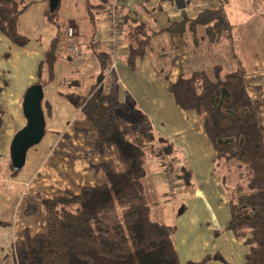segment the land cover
Masks as SVG:
<instances>
[{
  "label": "rangeland",
  "instance_id": "rangeland-1",
  "mask_svg": "<svg viewBox=\"0 0 264 264\" xmlns=\"http://www.w3.org/2000/svg\"><path fill=\"white\" fill-rule=\"evenodd\" d=\"M25 2L30 5L20 17L18 30L28 36V44L18 46L0 31V105L4 107L0 110V264H14V247L21 241L25 228L32 233L46 230L40 195L52 196L65 188L66 179L71 178V164L75 165L79 158L78 151H83V158L95 164L94 152L77 145L78 137L84 140L93 137L82 129L77 130L88 120L81 115L75 117L77 109L65 96L71 92L88 94L94 84H100L106 100L115 97L120 89L125 91L122 87L129 89L154 120L156 139L144 157L145 191L151 218L175 225L173 240L181 264L189 259L201 260L206 255L214 256L209 264H241L249 245L245 238L237 237L228 228L231 212L230 196L222 181L225 166L214 164V149L201 116L195 110L178 106L168 89L169 83L181 74L189 76L195 70H211L216 64L222 65L224 72L234 70L237 63L231 39L220 43L210 41L202 24L196 33L188 26L183 34L163 31L151 39L144 56L133 66L125 57H115V68L103 78L95 48L88 43L101 39L102 46L107 47L104 39L110 23L106 11H96L92 19L86 0H60L56 16L52 17L44 12L48 11L49 0ZM114 3L121 8L120 2L114 0ZM216 4L209 1V6ZM154 6L155 9L142 14L154 28H159L161 25L155 17L158 5ZM190 11L188 6L187 13L193 15ZM118 14L124 16L125 12L120 10ZM240 18L232 15L236 33ZM70 23L75 26L72 25L74 32L76 29L73 41L79 46L76 55L64 50L69 42ZM56 37L59 46L54 77L42 83L46 133L29 149L25 165L14 170L10 146L17 131L26 124L24 95L38 80L39 64L45 57L42 53L45 54ZM18 108L21 116L15 115ZM140 116L134 112L130 117L137 121ZM68 128L75 133L63 137ZM96 141L97 137L93 146ZM67 162L71 164L66 171ZM44 171L48 172L47 187L41 183ZM78 172L81 179L70 187L74 190L82 185L106 182L104 173L97 167ZM30 203H38L39 209L26 215Z\"/></svg>",
  "mask_w": 264,
  "mask_h": 264
},
{
  "label": "trees",
  "instance_id": "trees-1",
  "mask_svg": "<svg viewBox=\"0 0 264 264\" xmlns=\"http://www.w3.org/2000/svg\"><path fill=\"white\" fill-rule=\"evenodd\" d=\"M86 1L92 19L96 11L109 15L114 4V0ZM173 2L158 0L159 5ZM219 2L195 17L185 16L159 30L130 14L122 16L128 63L133 66L144 56L158 32L183 34L187 26L196 33L198 25H204L214 43L227 38L233 42L227 0ZM29 5L25 0H0V31L18 46L29 42L18 30L20 17ZM57 7L51 11L49 6L44 12L55 17ZM57 41V37L53 39L40 61L35 83L44 84L54 77ZM93 46L104 78L113 56L100 39ZM234 57L237 64L232 71L224 72L222 65L216 64L211 70L181 74L168 89L178 106L201 116L214 149V164L225 166L222 181L230 196L231 212L228 228L249 245L241 264H264V126L246 87L247 68L238 55ZM65 96L97 133L94 149L104 158L98 168L107 182L84 185L77 191L64 189L58 195H40L46 230L34 235L24 231L14 247V264H181L173 240L175 225L153 220L150 215L144 157L156 134L149 117L142 114L133 120L130 105L104 99L98 84L88 94L71 92ZM48 107L51 114L50 104ZM38 209V203H30L25 214L32 215ZM213 257L189 259L186 264H209Z\"/></svg>",
  "mask_w": 264,
  "mask_h": 264
},
{
  "label": "crops",
  "instance_id": "crops-1",
  "mask_svg": "<svg viewBox=\"0 0 264 264\" xmlns=\"http://www.w3.org/2000/svg\"><path fill=\"white\" fill-rule=\"evenodd\" d=\"M117 1L120 2V6H121V8L119 9L125 12L124 16L127 14H130L138 19L144 20L153 29H156V30L166 28L174 20L178 21L184 18L185 16L195 17L199 11L207 7H214V6H209L210 0H174L173 3H163L161 5H159L158 2L156 3V0H155L154 4L158 5V9L156 10L157 13L155 15L156 22L160 24L161 26L159 28H154L147 20H145L146 18L142 14V13H145L146 15L147 12L151 8L155 9V6L153 4L154 0H117ZM214 2L217 3L215 6H218L220 4L219 0H214ZM147 4L149 5V7L146 6ZM188 6H190L191 8L190 12H194L193 15H190L187 13ZM225 7L227 10L229 19L232 25L234 26L233 30L235 32V34H233L234 32L232 33L233 42H231L232 49H233V55L234 54L238 55L241 58V60L244 63H246L245 65L247 68L246 87H247V90L254 104L256 105L260 121L264 126V0H227ZM158 11H161V12H158ZM232 15H235L236 17H241L240 19H238L239 22L237 26L238 28L237 33L235 31L236 25L231 20ZM69 25L74 26V24L72 23H70ZM75 32H76V29H75ZM162 32H158V35L159 33H162ZM234 36H235V39H234ZM120 40L121 42L119 45L118 57L126 58L127 57L126 56L127 42H126L124 29L120 36ZM88 44L90 47L93 46V43H88ZM66 52H70V51H66ZM42 55H45V54L42 53ZM235 68H236V64H235ZM98 86H100V84ZM122 88H124L125 91H123V89H120L119 93L116 94L115 97H112L110 99H117L118 101L122 103H128L131 107L130 116L134 112H139L141 115L142 114L147 115L149 119L151 120V125L154 130V120L152 119L150 114L147 112V110L143 108L137 102L134 95L131 94V92H129V89L125 87H122ZM69 102L73 104L70 100ZM0 107L2 106L0 105ZM74 107L76 108L75 105ZM2 108L4 109V107ZM16 114L18 116H21V111L19 110V108H18L17 113L15 111V115ZM79 116H80L79 110L77 109V113L75 117L78 118ZM88 122L84 121L82 126L77 127V130L82 129L83 132L87 133V135L92 134L93 137L92 139H89V140L88 139L84 140L82 137H78L79 142L77 143V145L87 146L86 149H88V151L94 152L93 159L95 161V164H92L88 160H85L83 158V151L81 152V150H79L78 151L79 158L76 160L75 165H72L70 162H67L66 164V171L69 169V163L71 164V169H69L71 178L66 179L67 185L65 186V188L62 189V191L64 189L74 190L70 187L73 185H77V183L81 179L79 176H77V174L79 173L78 170L83 169L84 171H87L89 169H92V167L98 168V165L104 160V158L100 154L95 153L96 150L94 149L93 142L95 141L97 137V133L93 129L92 124ZM70 133L72 134L75 133V130L74 132H71L70 128H68L66 132L64 133L63 137L70 135ZM78 133L81 134L80 132ZM83 136H86V135L83 134ZM104 174L103 176L106 178V182H107V177ZM41 183L45 187L48 186V172L47 171H44L42 175ZM103 183H100V184H103ZM95 185H98V184H95ZM77 190H74V191H77ZM61 192H59L58 194H60ZM58 194H55V195H58ZM26 229L30 230L29 228H25L24 231ZM31 234L34 235L38 233L31 232Z\"/></svg>",
  "mask_w": 264,
  "mask_h": 264
},
{
  "label": "water",
  "instance_id": "water-1",
  "mask_svg": "<svg viewBox=\"0 0 264 264\" xmlns=\"http://www.w3.org/2000/svg\"><path fill=\"white\" fill-rule=\"evenodd\" d=\"M59 1L49 0L51 11L56 9ZM43 98L44 90L40 83L30 85L25 92L23 113L26 124L17 131L10 146L12 165L15 170H19L25 165L29 149L39 143L45 135L46 119L42 107Z\"/></svg>",
  "mask_w": 264,
  "mask_h": 264
},
{
  "label": "built area",
  "instance_id": "built-area-1",
  "mask_svg": "<svg viewBox=\"0 0 264 264\" xmlns=\"http://www.w3.org/2000/svg\"><path fill=\"white\" fill-rule=\"evenodd\" d=\"M108 21L110 23V29L108 36L104 39L105 45L110 50L111 55L113 56V60L119 54V45H120V36L122 34V16L118 14L117 5L114 3L110 9V14L108 15ZM67 36L69 39L68 46L65 47L66 51H70L73 54H78L79 46L73 41L76 39V32H74V27L69 26L67 28ZM115 68V63L112 61L110 67L108 68L107 73L110 72Z\"/></svg>",
  "mask_w": 264,
  "mask_h": 264
}]
</instances>
